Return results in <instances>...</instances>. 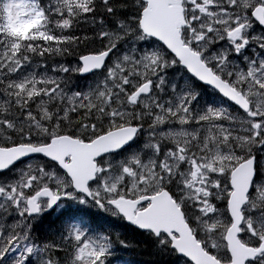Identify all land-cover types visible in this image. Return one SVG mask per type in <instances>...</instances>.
<instances>
[{"label":"snow or ice","instance_id":"obj_1","mask_svg":"<svg viewBox=\"0 0 264 264\" xmlns=\"http://www.w3.org/2000/svg\"><path fill=\"white\" fill-rule=\"evenodd\" d=\"M0 264H264V0H0Z\"/></svg>","mask_w":264,"mask_h":264},{"label":"trees","instance_id":"obj_2","mask_svg":"<svg viewBox=\"0 0 264 264\" xmlns=\"http://www.w3.org/2000/svg\"><path fill=\"white\" fill-rule=\"evenodd\" d=\"M140 254H141V255H142V254L144 255L145 253H140ZM144 256L148 258V256H147V255H144Z\"/></svg>","mask_w":264,"mask_h":264}]
</instances>
